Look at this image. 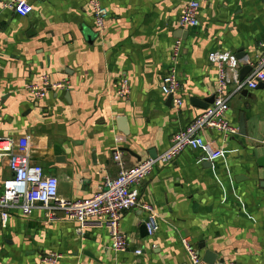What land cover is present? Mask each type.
<instances>
[{"label":"crops","instance_id":"1","mask_svg":"<svg viewBox=\"0 0 264 264\" xmlns=\"http://www.w3.org/2000/svg\"><path fill=\"white\" fill-rule=\"evenodd\" d=\"M28 1L29 15L0 16V138L27 136L30 161L58 179V195L67 200L89 198L105 176L115 177L116 151L127 167L160 154L201 113L190 98L214 97L210 52L242 50L250 60L263 52L264 0H199V24L184 36L178 21L187 0H101L109 11L101 31L88 0ZM179 37L177 109L161 84ZM42 76L68 88L37 99L25 86ZM123 76L131 92L118 98ZM228 89L226 117L236 134L206 131L204 148L155 165L142 182L139 200L156 210V233L148 235L141 208L125 211L120 227L129 248L115 252L105 228L79 232L73 222L47 220L42 209L28 216L14 210L5 226L0 220V264H49L42 257L50 252L60 255L54 264H188L182 236L202 256L215 252V263L264 264V167L257 164L264 155V84ZM10 175L4 160L0 194Z\"/></svg>","mask_w":264,"mask_h":264},{"label":"built area","instance_id":"2","mask_svg":"<svg viewBox=\"0 0 264 264\" xmlns=\"http://www.w3.org/2000/svg\"><path fill=\"white\" fill-rule=\"evenodd\" d=\"M88 5L92 11L95 27L101 31L109 11L101 0H88ZM199 9V0H187L181 10L178 29L187 31L198 26ZM5 10L26 16L33 11V7L28 0H0V16ZM181 44L182 40L179 37L171 53L172 63L161 84L162 92L173 97V104L177 109L183 103L179 96L181 83L175 68ZM260 47L263 48V52L256 60H250L246 56L237 58L228 51L210 52L208 60L217 70L213 102L184 129L174 133L169 139L168 147L157 154L156 158L147 157L127 167L122 153L116 151L113 154V161L118 166L117 175L105 176L99 191L89 198L79 200L61 198L58 195V179L45 172L42 166L30 161L27 136L0 138V163L6 160L11 172V175L2 181L0 194L2 226H5L11 211L18 210L28 216L33 210L42 209L47 220L73 222L77 224L79 232L87 227L107 229L110 248L115 252H125L129 248V241L128 236L121 230V217L125 211L139 207L146 214L144 223L148 235L156 233L159 226L156 210L151 204L139 200V188L142 182L151 174L155 165L167 164L175 160L185 149L204 148L206 131H217L224 138L236 134L237 128L232 126L226 117L231 97L228 91L229 84L234 83V92H239L242 88L254 90L260 84H264V43L260 44ZM246 65L250 66L251 70L247 77L240 80L239 72ZM67 88V82H53L47 76H42L39 84L29 83L25 86V90L37 99L45 97L48 90ZM115 91L118 98L129 96L131 89L126 77L120 78ZM1 99L0 96V102ZM181 244L188 256V264H207L190 236H182ZM134 253L139 255L141 250L135 249ZM59 257V254L50 252L42 257V261L54 264ZM215 264L226 263L219 261Z\"/></svg>","mask_w":264,"mask_h":264},{"label":"water","instance_id":"3","mask_svg":"<svg viewBox=\"0 0 264 264\" xmlns=\"http://www.w3.org/2000/svg\"><path fill=\"white\" fill-rule=\"evenodd\" d=\"M185 31H181L179 30L178 31V36H181V35H185ZM236 57L237 58H241V57H244V52L242 50H239V52L236 54ZM250 66L246 65V66H243L240 70V79H242L249 71H250ZM261 85V84H260ZM259 85V86H260ZM258 86V87H259ZM213 96L211 98H206V99H203V100H199L195 97H191L190 98V102L193 106L195 107H198V108H201V109H206L212 102H213ZM173 100V97L172 96H168V101L171 102ZM244 121L241 120L240 121V125H239V130L241 131V133L243 134V131H244ZM122 151H126V152H129L130 151L127 149V148H122ZM151 158H156L157 154H154V153H151L149 155ZM257 164L259 167H264V155L262 157H260L258 160H257ZM262 186H264V182L261 183ZM200 249L204 248L203 245H200L199 246ZM202 259L209 263V264H215V261L217 259V254L215 252H212L210 249H206L203 253V256H202Z\"/></svg>","mask_w":264,"mask_h":264}]
</instances>
